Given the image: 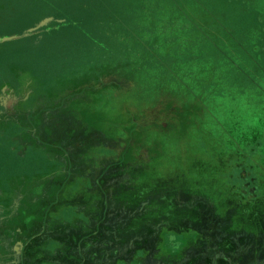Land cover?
Here are the masks:
<instances>
[{
    "label": "rangeland",
    "instance_id": "rangeland-1",
    "mask_svg": "<svg viewBox=\"0 0 264 264\" xmlns=\"http://www.w3.org/2000/svg\"><path fill=\"white\" fill-rule=\"evenodd\" d=\"M9 11L11 40L0 49V67L23 61L64 72L76 64L100 77L118 106L110 115H85L89 125L76 144H114L105 133L121 132L120 187L138 191L132 201L105 195L104 210L87 211L89 237L77 228L68 245L76 258L59 264H116L115 254L121 264L156 263L168 229L210 235L212 256L222 238L250 236L236 254L264 264V240L235 220L264 168V0H0V17ZM9 148L0 137V188L9 173L27 175L42 164L38 153L20 159ZM111 186L118 188L102 181L104 190ZM47 225L46 234L63 233ZM139 243L146 251L136 260ZM39 246L38 239L27 249V263H37ZM9 261L0 256V264Z\"/></svg>",
    "mask_w": 264,
    "mask_h": 264
},
{
    "label": "crops",
    "instance_id": "crops-1",
    "mask_svg": "<svg viewBox=\"0 0 264 264\" xmlns=\"http://www.w3.org/2000/svg\"><path fill=\"white\" fill-rule=\"evenodd\" d=\"M6 5L2 2V8ZM4 16L0 17V49L4 48V42L11 40L10 11ZM9 62L0 67V137L20 159L38 153L42 164L27 175L12 177L9 173L5 180L10 184L3 182L0 188L6 195V202L0 205V256L12 260L7 264H29L26 262L27 249L39 239L40 246L33 256L38 260L35 264H59L64 258H76V253L68 251V245L75 243L77 228L83 238L89 237L91 222L87 211L104 210L105 195L130 196L132 201V196L138 193L135 187L127 191L120 187L125 176L121 160L125 143L121 132L105 133L106 137L116 139L114 144L106 139L88 147L76 144L78 132L89 125L85 115H110L118 101L115 96L103 92L100 77H91L87 71L76 69V64L73 71L68 65L70 70L58 72L52 65H25L20 61L12 68ZM34 67L39 71L33 70ZM89 84L98 87L91 90ZM13 138L18 139V143L13 142ZM77 146L79 154L76 156ZM82 164L87 167L79 169ZM104 180L108 184H117L118 188L111 186L104 190ZM254 184L246 187L242 194L241 202L246 207L238 212L235 220L252 224L264 240L263 167L258 170ZM62 198L67 202L59 206ZM47 222H50L49 230L59 226L63 233L46 234ZM152 233L149 231L148 236ZM160 237V248L154 255L156 263L145 258L144 264H201L204 256L210 259V264H255L247 253L236 254L235 249L239 241L250 236L243 235L237 240L222 238L219 241L221 252L213 256L211 251L214 250H209L210 235L198 229H168L162 231ZM202 243H208L204 246L206 250L196 254L190 252L197 245L203 248ZM137 247L136 260L141 259L139 252L143 244L139 243ZM115 257L121 264L122 257L117 254Z\"/></svg>",
    "mask_w": 264,
    "mask_h": 264
}]
</instances>
